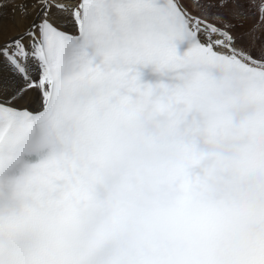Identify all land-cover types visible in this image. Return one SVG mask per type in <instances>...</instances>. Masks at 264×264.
Segmentation results:
<instances>
[{"label": "snow or ice", "instance_id": "6c2138e0", "mask_svg": "<svg viewBox=\"0 0 264 264\" xmlns=\"http://www.w3.org/2000/svg\"><path fill=\"white\" fill-rule=\"evenodd\" d=\"M5 10L0 264H264V0Z\"/></svg>", "mask_w": 264, "mask_h": 264}, {"label": "bare ground", "instance_id": "6f19581e", "mask_svg": "<svg viewBox=\"0 0 264 264\" xmlns=\"http://www.w3.org/2000/svg\"><path fill=\"white\" fill-rule=\"evenodd\" d=\"M6 15L3 18H0V25H3L4 27H8L10 24L13 23V20L11 18L10 13H7V10H5ZM22 27V24H21Z\"/></svg>", "mask_w": 264, "mask_h": 264}]
</instances>
